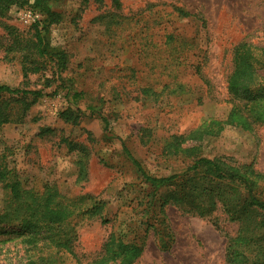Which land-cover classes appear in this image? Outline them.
Masks as SVG:
<instances>
[{
	"label": "rangeland",
	"instance_id": "1",
	"mask_svg": "<svg viewBox=\"0 0 264 264\" xmlns=\"http://www.w3.org/2000/svg\"><path fill=\"white\" fill-rule=\"evenodd\" d=\"M119 2V9L112 0L51 4L60 17L47 37L52 47L67 53V68L61 74L64 81L55 76L51 79L49 65L24 77L21 57L10 48L13 39L4 25L15 29L21 38L30 39L33 24L41 16L33 11L38 18L25 24L20 13L31 9L12 7L0 17L4 24H0V84L42 90L44 94L22 121L0 127V152L10 153L7 163L16 170L25 189L42 191L50 185L69 199L89 196L106 204L101 214L106 223H101V217L72 219L77 224V241L70 252L57 255L55 264H101L110 235L126 243H142L132 264H225V233L234 235L237 225L220 211L215 217L221 231L213 226L212 219L170 204L161 209L155 200L147 207L150 191L140 183L123 145L151 175H168L187 163L180 157L165 156L162 146L172 135L187 133L210 120L226 122L231 107L226 80L232 70L233 48L244 41L264 47V0ZM173 7L192 15L178 19L170 14ZM107 12H117L124 19L141 17L142 21L164 16L161 26L150 31L153 41L173 33L194 44L196 54L190 56L183 74L189 92L156 102L143 95L129 71L138 70L137 76L143 77L140 72L144 68L130 44L129 24L123 21L107 30L99 18ZM69 87L73 93H82L76 104L86 113L76 126L59 118L68 106L65 95ZM89 105H101L109 122L108 132L99 118L88 116ZM236 120L225 124L218 136L204 137L200 155L224 157L264 173V124ZM40 127L55 132L41 136ZM62 138L68 139L73 150L61 142ZM3 197L0 188V209ZM35 256L36 250L20 239L0 242V264H23ZM107 264H118V260Z\"/></svg>",
	"mask_w": 264,
	"mask_h": 264
},
{
	"label": "trees",
	"instance_id": "2",
	"mask_svg": "<svg viewBox=\"0 0 264 264\" xmlns=\"http://www.w3.org/2000/svg\"><path fill=\"white\" fill-rule=\"evenodd\" d=\"M58 1L63 0H0V17L12 7L30 8L41 16L33 24L30 39L21 38L15 29L0 22L13 39L11 50L21 57L24 77L36 74L49 65L53 70L51 79L55 76L57 80L64 81L61 74L67 68V53L52 47L47 37L50 27L59 21V13L51 7ZM112 5L119 9V0H112ZM170 14L178 19L192 15L179 7H173ZM99 18L104 21L107 30L123 21L129 24L130 44L144 68L140 72L143 77L137 76L138 70L129 71L143 95L156 102L164 97H177L189 92L190 87L183 81V74L197 48L173 33L165 34L161 41H153L150 31L161 26L164 16L157 15L142 21L141 17L124 19L117 12H107ZM200 20L203 21L202 18ZM46 81L50 86V79ZM226 92L231 104L226 122L210 120L187 133L172 135L163 144L161 150L165 156L187 161L181 168L168 175H151L124 145L123 151L135 168L140 183L146 184L150 191L147 207L155 200L161 203V209L170 204L183 212L212 219L213 226L219 231L221 228L215 213L220 211L230 223L237 225L234 235L225 233V264H264V173L256 171L252 165H235L224 157L208 158L199 153L204 137L218 136L225 124H234L236 119L254 125L264 124V47L244 41L233 48L232 70L226 80ZM43 95L42 90L0 84V127L22 121L29 108ZM81 95L73 93L71 87L67 89L68 106L59 113L65 124L76 126L86 114L76 104ZM86 109L88 116L99 118L104 123V131L108 132L109 122L101 112V105H89ZM39 130L41 136L55 132L49 127H40ZM61 142L73 150L68 139L62 138ZM9 155L6 150L0 152V188L4 192L0 209V238L4 239L0 242L20 239L36 250V256L23 264H55L57 255L70 252L77 241V224L72 219L101 217L106 204L89 196L69 199L50 185H45L42 191L25 189L16 170L7 163ZM101 223H106L103 217ZM141 248L142 243H126L110 235L99 262L107 264L118 260V264H132Z\"/></svg>",
	"mask_w": 264,
	"mask_h": 264
},
{
	"label": "built area",
	"instance_id": "3",
	"mask_svg": "<svg viewBox=\"0 0 264 264\" xmlns=\"http://www.w3.org/2000/svg\"><path fill=\"white\" fill-rule=\"evenodd\" d=\"M36 17L38 18L37 14H35L31 10L20 13V19L25 24L30 23L31 21L35 20Z\"/></svg>",
	"mask_w": 264,
	"mask_h": 264
}]
</instances>
